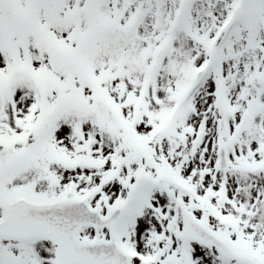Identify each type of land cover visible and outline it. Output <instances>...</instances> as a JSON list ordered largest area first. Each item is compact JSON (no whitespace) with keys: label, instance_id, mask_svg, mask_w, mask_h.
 Returning a JSON list of instances; mask_svg holds the SVG:
<instances>
[{"label":"snow or ice","instance_id":"snow-or-ice-1","mask_svg":"<svg viewBox=\"0 0 264 264\" xmlns=\"http://www.w3.org/2000/svg\"><path fill=\"white\" fill-rule=\"evenodd\" d=\"M0 264H264V0H0Z\"/></svg>","mask_w":264,"mask_h":264}]
</instances>
